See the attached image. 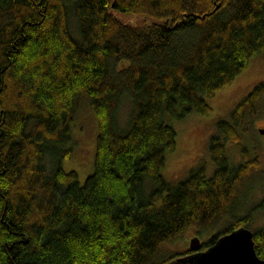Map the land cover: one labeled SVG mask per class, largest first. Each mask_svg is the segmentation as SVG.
<instances>
[{"label": "trees", "instance_id": "16d2710c", "mask_svg": "<svg viewBox=\"0 0 264 264\" xmlns=\"http://www.w3.org/2000/svg\"><path fill=\"white\" fill-rule=\"evenodd\" d=\"M262 52L264 0H0V264H189L190 246L169 245L190 228L231 217L205 250L250 228L264 168L242 140L264 83L216 121L212 176L203 165L173 184L162 170L177 144L167 116L209 114ZM84 96L98 134L81 184L62 161ZM252 233L264 258V226Z\"/></svg>", "mask_w": 264, "mask_h": 264}, {"label": "rangeland", "instance_id": "374dc122", "mask_svg": "<svg viewBox=\"0 0 264 264\" xmlns=\"http://www.w3.org/2000/svg\"><path fill=\"white\" fill-rule=\"evenodd\" d=\"M121 15L125 20H132L133 18L132 13H122ZM75 26L74 20L72 28L77 33ZM260 82L264 83V52L251 58L249 66L236 76L231 85L220 89L208 98L212 107L209 114L203 115L191 111L184 118L177 119L170 115L167 116V120L177 130L176 147L167 152L166 165L162 170L169 183L177 184L187 178L191 173L190 171L203 165H205V170L213 167L214 161L211 159L208 143L211 135L216 132V121L229 118L237 104ZM81 102L72 122V144L68 146L73 148V152L71 157L63 159L62 167L67 171L76 170L80 183L84 184L87 175L93 171L98 123L97 115L91 110L88 99L84 96ZM258 104H260L259 111L249 125L250 134L247 131L242 141L247 144L250 151L248 152L252 157L256 154L260 155V159L263 160L260 168L263 169L264 134L259 132V128H264V93ZM126 112L125 110L124 113ZM226 149L228 159L233 165L242 161L243 151L236 141H228ZM206 174L209 176L210 172L206 171ZM254 206L257 212L254 213L249 227L252 230H257L264 226V184L262 183L255 188L249 199L248 207ZM247 210L244 211L247 212ZM245 212L239 214L238 217H244ZM228 218L231 217L216 219L204 228L192 227L169 246L172 250L187 247L195 235H199L202 243H204L209 237L216 236L231 222ZM201 249L205 250L202 246Z\"/></svg>", "mask_w": 264, "mask_h": 264}, {"label": "water", "instance_id": "95a60500", "mask_svg": "<svg viewBox=\"0 0 264 264\" xmlns=\"http://www.w3.org/2000/svg\"><path fill=\"white\" fill-rule=\"evenodd\" d=\"M259 132L264 134V128ZM253 236L250 228L239 227L202 250L201 238L195 235L189 245L192 252L182 259L189 264H264V258L256 253Z\"/></svg>", "mask_w": 264, "mask_h": 264}, {"label": "flooded vegetation", "instance_id": "af4514ba", "mask_svg": "<svg viewBox=\"0 0 264 264\" xmlns=\"http://www.w3.org/2000/svg\"><path fill=\"white\" fill-rule=\"evenodd\" d=\"M213 161H214V160H213ZM229 162L231 163L230 160H229ZM245 162H246V159H245V158H242V161L239 162V164H237V163L235 162L236 164H235L234 166H236V165H240L241 163H244V164H245ZM215 168H216V163L214 162V165H213V167H212L211 169H206V171H209V172H210V175H209V176H212V174H213ZM200 249H201V248H200Z\"/></svg>", "mask_w": 264, "mask_h": 264}]
</instances>
